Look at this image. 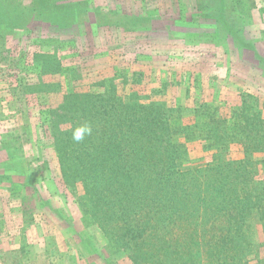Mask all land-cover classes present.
Wrapping results in <instances>:
<instances>
[{"label":"trees","instance_id":"16d2710c","mask_svg":"<svg viewBox=\"0 0 264 264\" xmlns=\"http://www.w3.org/2000/svg\"><path fill=\"white\" fill-rule=\"evenodd\" d=\"M55 1L66 6L49 13L33 6L38 17L18 26L19 0H0V60L10 28L26 37L11 56L6 91L15 98L11 107L27 101L19 102L18 135L0 134V168L16 174L0 173V180L28 179L23 142L33 131L57 160L53 183L62 191L61 181L86 219L134 264H190L182 251L193 257L199 250L215 264H248L255 225L264 245V181L254 172H264V93L248 91L264 90L262 40L251 32L257 0H172L163 12L175 41L164 45L146 42L151 24L95 22L101 11H122L124 0ZM142 1L130 7L137 21L164 16ZM96 39L101 44L86 46ZM115 50L121 60L110 71L96 68ZM224 82L237 90L234 97ZM193 149L208 158L193 161ZM25 189L18 211L30 212L25 199L33 195V209L55 214L39 184Z\"/></svg>","mask_w":264,"mask_h":264},{"label":"rangeland","instance_id":"374dc122","mask_svg":"<svg viewBox=\"0 0 264 264\" xmlns=\"http://www.w3.org/2000/svg\"><path fill=\"white\" fill-rule=\"evenodd\" d=\"M183 1L187 4L194 2V0ZM19 2L21 3L18 6L19 9L24 11L21 12L22 18H18V22L16 20V25L18 26H21L27 21L32 13L35 17H38L36 12H34L35 8H32L33 6H41L45 8V12H48L47 10L52 6H60L61 8L66 6V4H60L59 2L55 3V0H19ZM133 2L134 0H124L121 6L122 11L116 15H108L106 11L99 12L95 17V22L98 24L120 23L126 26L138 25L140 23L141 25L151 24L152 26L146 29L147 37L149 36L146 42L158 40L163 42L162 45H164L170 43L171 41L169 40L175 39L170 38L167 33V24L173 23L165 19L168 17H166V11L163 12V10L172 7V0L144 1L146 3L145 7H150L149 9H152V6H159L164 15L162 17L157 15V18L154 16L152 19L153 21H151L152 23L146 20L137 21V19H135L133 16L135 12L130 8ZM137 3L140 5L143 4V1L137 0ZM112 4V7L115 8L114 3ZM256 4L257 6L253 10L254 14L252 17L254 26L251 32H253V34L255 33L256 37L262 40L257 41L256 46H258L259 51L264 53V39L262 33H260V27L264 28V25H262L264 24V1L257 0ZM127 14L129 15L127 16ZM82 16L83 14H81V17ZM49 17L50 15L47 18ZM168 19L170 20V18ZM137 22L139 23L137 24ZM251 26L252 25L248 26V29ZM12 28H10L9 33L6 35V41L3 46L5 50H2V60H0V134L7 131L9 137L15 134L18 135L20 132L22 114L19 110H21L25 102H27L24 100V97L22 101L15 100V106L13 105L12 108L11 103L15 98L11 97L6 91V84L12 79V75H14L13 71H15L11 68V56H15L19 50H22V46L26 40L25 34H20V30L17 29L11 30ZM86 29L90 30V27L87 26ZM171 35L175 36L172 32ZM77 39H79L77 44L83 46L85 43L84 39L80 40V37H77ZM99 44L101 43L98 39H96V41L88 40L86 46L93 45L92 47H94ZM43 48L49 49L48 46H44ZM208 48H213V46L208 45ZM177 49L178 48H176V50ZM203 49L205 50L206 48ZM90 50L89 48H85V50L82 51L90 52ZM120 54L121 52L119 50H115L112 59L107 58L102 62H98L96 68L100 67V69L110 71V67L121 60ZM115 57L116 59H113ZM224 58L227 59V55H224ZM204 59L207 61L213 60V58L208 57V55L204 56ZM127 62L129 61L127 60ZM156 69L157 67L153 68L151 72L156 74ZM31 80L33 79L29 78V82ZM224 86L226 93H230L232 94L231 96L234 97L237 93L234 86L230 85V83L226 84V82H224ZM248 91L255 94L257 93V95L259 94L261 96L264 93V90H257L256 86L248 88ZM19 102L22 103V105H20L22 107H19ZM31 133L32 134L25 133L27 140L23 142L25 146V161L32 162L27 163L29 171L27 169L24 170L26 178L28 179H26V181L10 182L0 180V264H47L48 262H50L48 264H134L128 257L127 250L115 246L109 236L105 234L96 223L86 219L84 213L80 210L75 196L66 190L63 183L60 181L59 184L62 191L53 183V181H56L54 177L56 175L55 166L57 160L51 150L41 148L43 140H38L39 134H35L33 131H31ZM39 142H41L40 145ZM14 154L15 156L11 161L14 162L13 166H18V164H15L18 162L16 157L18 149L15 150ZM231 155L233 157H238L236 148L231 149ZM2 157L4 156H0L1 159H3ZM191 158L198 163V161L202 162L206 160L208 155L206 157V153L202 150L193 149ZM1 159L0 167L2 168L4 167L2 164L5 162ZM1 168L0 173L7 172L12 175L13 173L15 174L12 168L9 170H2ZM254 172L256 178L264 181V172L262 168H258L257 166ZM17 174H19V172ZM15 178L18 179V177ZM26 184L40 185L44 199L47 200L46 203L50 204L51 202V204L55 206L54 215L52 213L48 216L46 213L41 214L46 208H40V211L39 207L36 210L33 209L32 205H35L37 201L39 202V199H36L33 195H29V199H25L28 203L27 205L30 212H24V214H22L18 211L21 200L20 194L27 193V189H25ZM76 190V193L80 195V186L76 185ZM55 191L57 194L50 195V193H54ZM185 232H190V230H186ZM251 239L253 246L251 251L247 254V258L249 259L248 264H264V245H262L263 238L259 225L253 227ZM182 252L183 259L190 258L188 261L190 264H215L214 260L209 258L206 259V256H203L200 250L197 255L193 257H190V255L186 254L184 251ZM142 264L150 263L143 262ZM154 264L161 263L155 261ZM177 264L179 263L177 262Z\"/></svg>","mask_w":264,"mask_h":264},{"label":"crops","instance_id":"0c3cea01","mask_svg":"<svg viewBox=\"0 0 264 264\" xmlns=\"http://www.w3.org/2000/svg\"><path fill=\"white\" fill-rule=\"evenodd\" d=\"M48 263H50V262H48ZM48 263H47V264H48ZM51 264H52V263H51ZM53 264H54V263H53Z\"/></svg>","mask_w":264,"mask_h":264}]
</instances>
